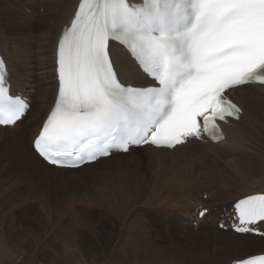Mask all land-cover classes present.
I'll return each mask as SVG.
<instances>
[{"label": "snow or ice", "instance_id": "snow-or-ice-1", "mask_svg": "<svg viewBox=\"0 0 264 264\" xmlns=\"http://www.w3.org/2000/svg\"><path fill=\"white\" fill-rule=\"evenodd\" d=\"M110 41L153 86L126 82ZM5 67L0 60V125L12 126L30 105L10 92ZM58 73V99L33 142L49 164L79 167L145 144L175 148L199 139L200 125L222 139L215 121L240 112L223 93L264 85V0H80L58 42ZM233 207L240 225L264 221V196Z\"/></svg>", "mask_w": 264, "mask_h": 264}, {"label": "bare ground", "instance_id": "bare-ground-1", "mask_svg": "<svg viewBox=\"0 0 264 264\" xmlns=\"http://www.w3.org/2000/svg\"><path fill=\"white\" fill-rule=\"evenodd\" d=\"M26 1L27 2L24 3L23 0H0V56H2L6 62L5 72L7 85L12 94H23L28 97L32 103L26 117L14 128L0 127V171L10 176L17 174L19 176V174H21L22 176L19 181L26 175L31 178L29 180L30 185L38 184L41 187H56L52 194L59 195L63 200L65 199V203H63L64 207L66 203H69L70 208L76 206L73 216L78 215L81 216V218L89 216L86 214V210L88 209L84 211L81 207H77V204L83 201V198L79 199L80 196L78 197V194L74 193L71 200L70 197H72L73 193L70 192L72 189L80 188L81 190L83 189L82 193L85 192V195H92L93 205L102 209V211L104 210V212L107 211L109 202L103 203V194H113L115 197L113 201L114 206L110 205V207L114 208V212H112L111 215L114 217L113 219L115 221H119L117 224L127 220L128 217L134 218L137 216L135 214L137 212V206L141 203L143 204V202L147 201V203H151V201L156 200L159 202L161 198H171L170 190L172 188L170 189V184L173 183L172 186L176 189L181 188L184 191L185 188L187 190V195L184 194L180 200L181 205L185 208L188 207V209L192 210L194 204L203 201V203H200L195 209L196 211L198 210V212L197 215L193 217L191 223L192 231L197 233L213 231L219 235H230L231 233L234 236L247 239L254 238L263 241L261 245L264 247V237H259V235L255 234L258 229L248 227L251 229L248 232H238L231 229L232 223L237 227V222L232 218L234 213L231 212V209L234 208V204L245 197L264 194V182H257L256 186H247L248 188L246 189L245 187L243 188L242 185L240 189L243 188V190L239 193L231 191L230 194H223L226 191V189L223 188L225 186L215 185L214 177L221 171L227 170L225 168L226 163L233 157H235V161H238V164L241 160H251L250 162H244L242 166L243 171L249 165L264 161L261 159V153L264 152V86L247 85L232 91V98L242 106L244 114L239 121L232 120L231 124L225 128L227 134V140L225 142L219 144L210 143L208 145L193 142L185 146L176 147L173 150L155 149L151 146H147L137 150L131 149L132 151L130 150L128 154H112L107 159L100 160L95 164L86 165L80 169L57 170L47 165L37 155L33 148V142L42 131L43 125L46 123L58 99V42L64 29L69 26L74 19L75 13L79 9L80 0ZM133 2L139 3V0H133ZM41 6L44 7V14L37 19L38 9ZM37 21H39L38 24ZM36 34H40V39H37ZM111 54L113 60L120 66L127 83L135 86H145L150 83L144 74L134 71L128 53L123 50L122 47H111ZM38 80L40 81L39 84H37ZM41 85H44L45 88L40 90L39 87ZM36 91H38V94H36L37 96L35 95ZM31 113H34L33 118L31 117ZM139 153H144V155H139ZM129 154L132 155L128 156ZM113 160L114 162L112 163H108L101 168H96L102 163ZM94 168L95 170H93ZM215 168L216 171L214 174ZM82 172H84V174L80 175ZM204 174L205 176L202 178ZM33 179L36 180V183L33 182ZM179 181L184 184V188ZM200 181H204L205 185L201 186L199 184ZM87 182L91 183L87 184ZM93 185L97 186L93 188L91 187ZM115 186H117V188H115ZM29 187H31V189L34 188L33 186ZM93 189H95L97 194ZM183 191L178 193L181 195ZM211 191L218 192V197L220 198L223 196L228 200L231 198L235 199L234 201L232 200V202L215 205V199L212 200V194L211 196L209 194ZM205 193L208 196L206 201L203 199ZM93 194H96L95 197H99L100 200L95 199ZM215 198L217 199L216 196ZM105 201L107 202L108 200ZM83 202L86 201L84 200ZM162 204H166V202L163 201ZM162 204L153 205L157 210ZM13 205L14 204H12V206ZM8 206L6 202L2 203L0 200V223H3V220L6 219H3V216L7 213V210H9ZM168 207L169 205H167V208ZM208 208H210L213 213L209 211L208 215L204 216V220L198 221L200 212ZM178 209L181 208L179 207ZM70 210H68L67 207L66 213ZM87 212H89V210ZM186 218L188 220L192 218V216L188 215ZM175 219H173L172 222L175 221ZM181 220L183 219H180L179 223L173 222V224L175 225L176 223V225H181ZM195 222L198 223L196 226L199 228L197 229L194 228ZM259 226L264 229V222L259 223ZM115 228H117L118 233L115 231V233L111 232V237L104 236L107 242H104L105 244L102 248L106 253L107 250L113 251L116 246L119 247L120 243L125 242L124 239L127 238V236L124 238L123 229H120V226L117 225ZM155 228L163 229L161 219L156 218ZM164 229L166 231L169 230L168 228ZM126 232H128V230ZM259 232L260 234L263 233L262 230ZM129 233L130 230L128 234ZM156 236H159L158 238L160 239L164 237L163 233H157ZM180 236L184 237L185 235L180 234ZM132 237L129 238L130 243H127L128 247L125 251H130L132 248L136 250V252L132 251V253L129 254V257L135 259L134 261L139 260L146 264H150L153 260H158L161 254H163L162 250L158 251L157 246H153L149 249L140 246V237H143L142 235L140 237L133 235ZM216 237L219 239L218 236ZM205 239L207 244H211L208 238ZM224 239L227 241L231 240V238L227 236L224 237ZM242 243L246 244L247 240H242ZM138 245L140 246L139 248L137 247ZM260 250L253 255L241 256L239 259L236 257L231 258V253L226 255L215 254L209 264H231L234 261L264 255V250ZM87 251H89V249L84 253H87ZM116 256L118 258L120 257L118 255ZM110 257H112V255ZM120 259L121 258H119V260ZM196 261L197 260H194L193 263L195 264ZM133 263L136 264V262Z\"/></svg>", "mask_w": 264, "mask_h": 264}, {"label": "rangeland", "instance_id": "rangeland-1", "mask_svg": "<svg viewBox=\"0 0 264 264\" xmlns=\"http://www.w3.org/2000/svg\"><path fill=\"white\" fill-rule=\"evenodd\" d=\"M23 2L25 3L27 1L23 0ZM43 14L44 7L41 6L38 9L37 19ZM38 23L39 21H37V24ZM36 36L37 39H40V34H36ZM39 83L40 81L38 80L37 84ZM43 88H45L44 85H41L39 87L40 90ZM36 94H38V91H36L35 95ZM33 116L34 113H31L32 118ZM131 155L132 154H129L128 156ZM139 155L143 156L144 153H139ZM261 155V159L264 160V152L261 153ZM234 158L235 157L231 158L230 161L226 163V171H221L214 176L215 185L225 186L222 187L225 188L227 192L225 191L223 194H230L231 191H236V193H239L243 190L244 187L246 189L250 186H256L257 182H264V161L249 165L243 171L242 166L244 162H250L251 160H241L238 164V161H235ZM112 162H114V160L107 163H102L96 168H101L106 164ZM93 170H95V168ZM215 171L216 168L214 169V174ZM81 174H84V172L80 173V175ZM21 176V174H19V176L18 174L10 176L5 173L3 174V172L0 171V200L2 201V203L6 202V204L9 205V210H7V213L4 215L6 217L3 216V219H6L3 220V223H0V264H135L133 262H136V264H138V262L139 264H146L139 260L134 261L135 259L129 257V254H131L132 251L136 252L134 248L130 250L131 252L129 250L125 251L128 247L127 243H130L129 238L133 235H137L139 237L141 235L143 236L140 237V246H144V248L148 249L152 248L153 246H157L158 251H163V254H161L160 258L158 260L156 259V261L153 260L151 262L152 264H194V260H197L195 264H209L215 254L226 255L231 253V258L236 257L237 259H239L241 258V256L243 257L253 255L256 252H259L260 249V251L264 250V247L261 245L263 241L254 238L247 239L234 236L231 233L230 235H219L214 233L213 231L198 233L192 231L191 223L193 217L197 215L198 212V210L196 211L195 209L200 203H203V201L194 204L192 210L188 209V207L185 208L184 206H182L180 200L184 194L187 195V190L184 188V184L180 181L179 182L183 186L184 191L181 188L176 189L174 186H172L173 183H171V198L168 197V199L164 197V199L161 198L159 202H157V200L151 201V203H147V201L143 202V204L141 203L143 206L141 204L137 206V212L135 214L138 217H134L136 220L134 218L128 217L127 220H124L123 222L117 224V222L119 221H115L113 219L114 217H112L111 215V213L114 212V208L110 207V205L114 206L113 201L115 197L113 196V194H103V203L109 202L107 211L104 212V210L102 211V209L93 205V197H91L92 195H85V192L82 193L83 189L81 190L80 188L72 189V191L70 192L73 193L72 197H70L71 200L74 196V193L78 194V197L80 196L79 199L83 198V201L85 200L86 202H80L79 200L80 204H77V207H81L82 209H84V211L85 209L89 210V212H87L88 210H86V214H88L90 217L86 216L81 218V216L78 215L73 216L76 206L70 208L69 203H66V206L64 207L63 203H65V199L63 200L59 195L52 194L56 187H41L38 184L30 185L29 180L31 178L25 175L19 181ZM204 176L205 174L202 178H204ZM33 182L36 183V180L33 179ZM90 183L91 182H87V184ZM203 183L204 181H200L199 184L201 186H204L205 183ZM242 185L243 188L240 189ZM29 186H33L35 190L34 188L31 189V187ZM96 186L97 185H93L91 187L94 188ZM115 188H117V186H115ZM93 191H95V189H93ZM182 191L183 194L180 195V193L178 192ZM214 192L215 191H211L209 192V194L210 196L212 194V200L215 199V205H218L220 203L232 202V200L234 201L235 199L231 198L228 200L223 196V198H220L218 197V192ZM215 196L217 197V199L215 198ZM95 199L100 200L99 197H95ZM105 200L108 201L106 202ZM204 200L206 201L207 199H205L204 197ZM163 201H165L166 204L169 205L168 208L166 204H162ZM12 204L14 205L12 206ZM153 204H162V206L160 205L156 210ZM67 207L68 210L71 209L69 211L70 213H66ZM179 207L181 209H178ZM61 212L63 213V215ZM54 213H57V216ZM210 213L213 212L210 210ZM188 215H191L192 218L187 220L186 217ZM156 218L162 220L163 229L155 228ZM173 219H175V221L173 222L177 223H179L180 219L183 220H181L180 222L181 225H176L175 223V228V225L172 222ZM131 221L133 224L131 223ZM197 224V222L194 223V228L196 229L199 228L196 226ZM117 225L120 226V229H123L122 232L124 238L126 236L127 238L124 239L125 242L120 243L119 247L116 246L113 251L107 250L106 253L102 248L103 245L107 242L104 236L111 237V232L115 233V231H117V228H115ZM138 227L141 229H139ZM164 228H168L169 230L166 231ZM126 229L128 230V232L130 230V233H132L133 235L129 233L131 235L130 236L128 232H126ZM161 232L163 233L165 238L161 237L160 239L158 238L159 236H156L157 233L162 234ZM180 234H184L185 236L181 237ZM216 236H218L219 239H217ZM226 236L231 238V240H225L224 237ZM144 237H147V240ZM205 238H208L211 244H207ZM242 240H247V243L243 244ZM89 244H91L92 246ZM139 245L137 246L138 248L140 247ZM88 249L90 252L87 251V253H84ZM111 255L112 257H110ZM116 255L120 256L119 258L121 259L119 260Z\"/></svg>", "mask_w": 264, "mask_h": 264}]
</instances>
